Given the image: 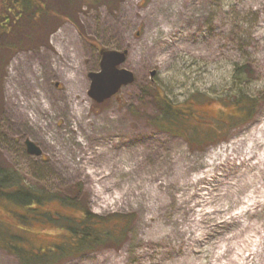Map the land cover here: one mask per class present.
<instances>
[{"label":"rangeland","instance_id":"1","mask_svg":"<svg viewBox=\"0 0 264 264\" xmlns=\"http://www.w3.org/2000/svg\"><path fill=\"white\" fill-rule=\"evenodd\" d=\"M78 19L80 27L62 24L49 44L16 52L0 76V164L33 188L73 198L78 193L93 213L136 215L120 249L59 264H224L239 256L247 238L253 243L243 256L247 264H259L252 253L264 237L253 232L232 241L235 248L219 258L237 228L226 222L229 215L218 220L212 212L210 195H204L213 192L216 179H204L201 164L216 147L264 121V0H120L84 5ZM102 48L128 50L121 67L136 80L96 103L88 95V74L100 70ZM48 62L56 70L43 75ZM26 68L44 85L33 91L23 85ZM157 89L174 104L191 105L201 127L197 116L206 113L214 123L203 126L208 132L221 128L216 118L236 124L220 140L191 147L153 124ZM40 94L49 109L32 126L24 121L25 112L34 111L26 103ZM235 97L256 103L250 120L231 103ZM203 100L214 102L205 109ZM75 137L80 145H74ZM27 139L42 149L41 156L27 152ZM1 205L0 233L14 231L15 245L39 256L62 240L64 230L55 220L77 216L75 208L56 202L23 214L10 203ZM254 222L260 227L264 219ZM0 264L22 263L0 247Z\"/></svg>","mask_w":264,"mask_h":264},{"label":"trees","instance_id":"2","mask_svg":"<svg viewBox=\"0 0 264 264\" xmlns=\"http://www.w3.org/2000/svg\"><path fill=\"white\" fill-rule=\"evenodd\" d=\"M119 1L0 0V76L8 60L16 52L49 44L50 35L66 22H72L80 27L78 19L80 7L105 3L111 5ZM157 94L154 98L157 115L152 120L153 124L162 131L183 137L191 147L194 145L203 147L214 143L215 139L220 140L223 132L236 124L234 121L227 124L216 118L214 122L222 125L221 128H211L208 132L203 128L204 125L201 127L194 120L196 115L191 105L174 104L159 89ZM230 98L226 97L224 102H228ZM243 111L244 119L248 121L253 117L255 108H245ZM197 118L205 120L202 115ZM73 195L75 198L61 196L44 188H33L25 183L24 178L14 168L0 164V206L1 203H5V206L10 203L21 208L20 213L23 214L25 211L38 212L41 207L56 202L62 209L71 207L77 210L76 217L64 214V218L55 220L59 224V229L64 230L58 235L62 240L54 244L43 256L16 246L14 231L7 228L0 233V247L17 255L22 264H59L99 249H120L128 238L136 215L131 213L99 215L80 204L78 193Z\"/></svg>","mask_w":264,"mask_h":264},{"label":"bare ground","instance_id":"3","mask_svg":"<svg viewBox=\"0 0 264 264\" xmlns=\"http://www.w3.org/2000/svg\"><path fill=\"white\" fill-rule=\"evenodd\" d=\"M55 70V67L48 62L43 67V75ZM34 75L36 73L33 68H26L21 77L23 85H26L31 91L44 85V82ZM40 95L36 98L32 97L31 103H26L28 107L32 105L33 112L24 110V121L29 122L32 126L38 124L41 114L46 113L49 109L48 104L46 105L43 101V95ZM40 125L46 127L47 124L40 123ZM73 129L76 131L77 127L74 126ZM80 144L79 137H75L74 145ZM201 168L206 169L203 172L204 179L211 177L216 179L213 183V192L204 195V197L210 195V201L214 204L212 212L216 218H219L218 220L224 219L222 214L229 215L226 222L237 228V231L227 238L226 251L219 258L225 257L228 252L232 251L236 246L232 241H237L245 233L253 232V235L261 234L264 237V223L262 226L256 227L254 222L255 218L264 219V121L261 122V125L255 126L253 130L240 135L228 144L216 147L207 155ZM223 171H227V175H229L226 182H224ZM205 214L204 210L203 215ZM244 241L246 244L238 254L239 256L224 264H235L240 261L242 264L248 263V257H244L243 254L253 243V239L247 238ZM252 254L258 257L259 264H264V244L260 241L257 242V249H254Z\"/></svg>","mask_w":264,"mask_h":264},{"label":"water","instance_id":"4","mask_svg":"<svg viewBox=\"0 0 264 264\" xmlns=\"http://www.w3.org/2000/svg\"><path fill=\"white\" fill-rule=\"evenodd\" d=\"M100 70L88 74L91 84L88 95L97 103L113 98L125 86L135 82V74L121 67L127 60L128 50L100 49ZM155 71H152V76ZM27 152L41 156L42 149L32 140H26Z\"/></svg>","mask_w":264,"mask_h":264},{"label":"flooded vegetation","instance_id":"5","mask_svg":"<svg viewBox=\"0 0 264 264\" xmlns=\"http://www.w3.org/2000/svg\"><path fill=\"white\" fill-rule=\"evenodd\" d=\"M235 100H236V102H235ZM235 100L232 102V104L238 105L240 107V110L245 109V108H252V107L255 108V106H256V103L254 104V102H251L252 97L248 100V102H244V103L241 102L240 99H237L236 97H235ZM213 102H214V100H209V101L203 100V102H201L200 104H203V108L208 109V107H210V105H212ZM202 116L204 117L205 120L204 121L202 119L200 120L201 125L202 124H204V125H212L213 124L214 125L213 121L206 120V118H207L206 113H203ZM229 123H227V124H229Z\"/></svg>","mask_w":264,"mask_h":264}]
</instances>
